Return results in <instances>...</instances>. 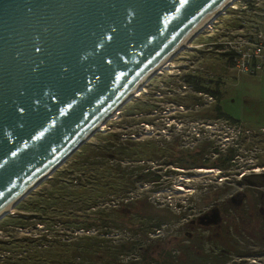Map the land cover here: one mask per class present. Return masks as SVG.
<instances>
[{
	"label": "rangeland",
	"instance_id": "rangeland-1",
	"mask_svg": "<svg viewBox=\"0 0 264 264\" xmlns=\"http://www.w3.org/2000/svg\"><path fill=\"white\" fill-rule=\"evenodd\" d=\"M210 25L184 43L171 56L169 68L152 75L138 96L123 103L118 111L107 118L101 131L95 132L83 143L101 145L108 149L106 145L111 146L112 143L109 139L120 134L121 141L130 151V142L135 143L133 149L139 152L138 156H142L144 161H122L119 166L122 171L119 173L114 170L116 160L103 159L105 166L99 168L98 174L88 182L85 180L87 174L85 177L82 174L86 173L83 171L85 169L80 172L70 166L72 160L78 157L75 151L58 168H68L67 171L55 175L57 169L48 175L4 216L9 224L0 227V242L12 241V244L0 243V264H40L37 257L51 258L59 254L68 259L75 249L73 245L77 238L83 235H99L109 246L129 245V258L136 264H160L166 253L164 251L172 253L175 264H181L184 252H188L187 248L196 243L200 248L199 259L203 261L202 264L206 261V264H213L218 260V256L212 258L214 252L222 253L221 247L214 244L216 240L212 237L216 230L229 234L239 253L250 251L249 255L226 254L222 256L224 260H219L220 263L264 264V233L258 234L259 239L237 236L230 225L223 222L217 229H211L212 234L209 236L207 228L198 226V220L205 212L224 201L227 203L235 193L251 190L262 193L264 199V171L254 172L256 168H264V0H233ZM226 53L231 55L226 58ZM228 59L234 64L229 65ZM188 77L194 78L199 85L196 82L188 83ZM217 83L220 85L218 91L223 111L236 119V124L231 123V119L227 121L226 117L217 119L211 116L210 113L219 114L214 110L217 96L196 89L199 86L215 90ZM206 141L212 143L208 148L210 162L218 156L214 150L230 148L231 153L236 155L234 166L227 171L211 165L182 170L169 164L175 157L178 158L176 152L192 150ZM154 148L158 149L155 153L161 155L158 159H153ZM128 165H148L149 171L161 175V178L156 184L133 182L129 185L132 188L130 195L124 198L122 195H110L113 194L112 186L123 187L126 184L121 177L126 175ZM205 170L213 172L207 174L203 172ZM79 176L81 178L77 180ZM51 178L59 184L36 192L35 201L39 202L37 207L47 208L42 210L43 213L49 215V218L56 217V220L53 218L35 228L43 231L45 226L46 230L58 231L57 238L60 241L57 242L68 246L54 247L43 252L40 246L32 247L31 251L37 249L39 252L34 259L28 260V249L17 248L20 245L17 240L30 235L34 226L15 229L10 219L19 211L20 203L44 182H50ZM133 180H136L135 177L131 182ZM179 186L183 191L178 190ZM123 189L127 190L125 187ZM74 197L98 202L92 210L106 212L125 211L127 207L124 206V199L148 197L150 203L160 210H167L171 216L159 230L148 235L133 231L138 226L137 215L134 221L136 227L116 228L108 224L102 230L76 229L66 225V218L62 216V213L70 211L68 205L71 202L68 203V199L74 200ZM27 206L30 208L33 205ZM76 209L74 206L73 212ZM130 210L135 212L133 208ZM21 212L38 211L30 209ZM125 218L127 216H122L121 220ZM232 220L234 224L240 223L236 217H232ZM191 227L193 234H187ZM146 251L150 256L147 259L144 256ZM127 258H122L120 264H124ZM186 262L189 264L190 260L186 259Z\"/></svg>",
	"mask_w": 264,
	"mask_h": 264
},
{
	"label": "water",
	"instance_id": "water-1",
	"mask_svg": "<svg viewBox=\"0 0 264 264\" xmlns=\"http://www.w3.org/2000/svg\"><path fill=\"white\" fill-rule=\"evenodd\" d=\"M228 1L0 0V219Z\"/></svg>",
	"mask_w": 264,
	"mask_h": 264
},
{
	"label": "trees",
	"instance_id": "trees-1",
	"mask_svg": "<svg viewBox=\"0 0 264 264\" xmlns=\"http://www.w3.org/2000/svg\"><path fill=\"white\" fill-rule=\"evenodd\" d=\"M234 54V53H233ZM236 54V53H235ZM231 54L226 53L225 57L228 58ZM237 56H235L236 58ZM239 58V57H238ZM230 59H228L227 63L229 65H233L234 63L229 62ZM234 62V61H233ZM188 83L194 84L195 82L198 84V81H195L194 78L188 77L186 80ZM199 85V84H198ZM219 83L216 84V89H205L204 87H196L199 91L211 94L212 96H217V104L215 106V111L219 114L215 115L214 113H210L211 116L217 119L226 117L227 121L234 122L235 124L238 123V121L228 114H226L223 111V108L220 104V91L219 89ZM222 99V98H221ZM220 114H222L220 116ZM231 119V120H230ZM121 135L117 134L115 137L109 139L111 146H108V149L101 145H95V144H83L80 146V148L77 150L76 160L73 159L70 163V166L77 171H86L83 172V176L87 174L88 177L85 178L86 181H91L93 176L97 175L99 172V168H102L105 166V163H103V159L106 160H116V166L114 167V170L116 172H121L122 169H119L120 163L122 161L127 160L128 162L134 161L137 163H141L143 160L142 156H138L139 152L134 150L135 147L134 142H130V149L128 147H125L123 141L120 139ZM210 141L203 142L201 146L196 147L192 150H186L183 152L182 150L177 153L178 158H174V160H171L169 164H171L173 167H177L182 170H193V169H199V168H205L207 165H211L214 167H218L220 169H223L227 171L230 169V167L234 166L235 164V157L236 155L234 153H231L230 148L224 149V151L221 150H214V153L218 155L215 157L213 162H210V157L208 156V148L211 146ZM124 146V147H123ZM153 159H158L161 157V155H158L155 153L158 149H153ZM124 154V156H122ZM207 156V157H206ZM164 158V157H163ZM119 163V164H118ZM130 164V163H129ZM129 167H126L127 171L126 175H123L121 178L125 180V183L123 187L127 188V190L123 189L121 186L114 187L112 186L113 194L110 195H122L124 198L125 196H129L131 193V189L129 188V185L134 184L136 182L146 183L151 182L153 184H156L161 178V175H158L156 173H152V171H149L150 167L148 165H136L137 167H134L132 165H128ZM68 169V168H67ZM64 169H58L56 171L57 175L58 173L62 171H67ZM89 170L90 172H87ZM148 170V171H147ZM171 172V171H170ZM136 173V174H135ZM94 174V175H93ZM174 174V173H173ZM152 177H150V176ZM82 176V175H81ZM81 176L77 178V180H80ZM135 177L136 180H133L131 182V179ZM129 182V184H127ZM134 182V183H133ZM55 184H59V182L55 179L53 181V178L50 179V182H44L40 187L37 188L36 191L28 195L21 203H20V209L19 211L15 212L10 220H12V225L15 229L21 228L26 229L29 226H34V229L30 235H25L22 238L18 239L17 241L20 243V245L17 248H22L24 250H27V256L26 258L28 260L34 259L36 254L39 252L37 249L31 251L32 247L40 246L41 251L45 250H52L54 247H67L68 244L65 243H58L59 240L57 237H59V232L56 230H46L44 229L45 226H43V231L41 229L35 228L38 224H44V222H48L56 217H51L43 213L42 210H47V208L39 206H36L39 202L35 201L36 198V192H38L41 189H46L47 187L54 188ZM74 200L68 199V203L71 202L69 206L70 211L67 213H62V216L65 219L64 223L68 226L78 228V229H93L97 228L99 230H102L104 227H107L108 224L113 225V227L120 228V227H130L135 226V216L137 215L139 218V225L135 230H133L135 233H143L145 235H148L149 233H155L157 230L161 228V226L166 223L167 219L170 218L171 214L167 210H160L156 207V205H153L149 202L148 197H143L142 199L136 198L135 200H129L124 199L123 202L126 200V203L124 204L125 208L127 209L125 211H113V212H106V211H97L92 210L95 209V206L98 202L94 201H88L87 198H80V197H74ZM38 200V199H36ZM28 204H32V207H28ZM41 205V204H40ZM76 206L77 209L73 212L72 208ZM123 206V204H122ZM121 206V207H122ZM129 207V208H128ZM80 208V209H79ZM130 208L135 211L131 212ZM35 209L33 213H24L21 212L23 210H30ZM39 209V210H38ZM121 210V208H120ZM54 212V211H53ZM56 213V212H55ZM54 213V214H55ZM122 214V215H121ZM112 216V217H111ZM122 216H127V218L121 220ZM10 217V216H9ZM4 220V221H3ZM62 220V218L60 219ZM58 222H61V221ZM43 222V223H42ZM62 223V222H61ZM9 224L7 222V218L0 219V227H3L4 225ZM46 230V231H45ZM109 233H107L108 235ZM77 242L73 245L75 249L71 254V257L66 259L62 254H59L58 256H52L51 258H41L37 257V262H41L40 264H120L122 261V258H126L130 256V249L131 247L129 245H122L119 244L117 246L107 245L104 243L103 239L99 237V235H83L80 236V238H77ZM16 240V239H15ZM60 241V240H59ZM1 244H12V241H4L0 242ZM163 259L160 264H175V261L172 260V253L170 251H164ZM185 255V254H184ZM183 255V256H184ZM145 259L149 258V252L146 251ZM187 255H185L186 257ZM7 258H11L8 256ZM126 260V262L123 261L124 264H136L135 261L131 258L129 260ZM191 255L188 254V261L190 260ZM13 259V258H12ZM149 260V259H148ZM147 260V261H148ZM9 260L7 259V262ZM149 262V261H148ZM34 264V263H33ZM39 264V263H36ZM151 264V263H149Z\"/></svg>",
	"mask_w": 264,
	"mask_h": 264
},
{
	"label": "flooded vegetation",
	"instance_id": "flooded-vegetation-1",
	"mask_svg": "<svg viewBox=\"0 0 264 264\" xmlns=\"http://www.w3.org/2000/svg\"><path fill=\"white\" fill-rule=\"evenodd\" d=\"M225 202L226 201H224L223 203H220L216 207H212V209H209L208 212H205L204 215L198 220V226L207 228L209 236L212 234L210 230L213 228L217 229L219 225L220 226L223 225L222 224L223 222L228 223L230 225V229L232 228L233 232H235L237 236L241 235L242 237L244 236L245 238L251 237V238L257 239L258 234L264 233V199H263L262 193H259V192L254 193L251 190H245L242 192L240 191L238 193L233 194L227 203ZM232 217H236L240 223L234 224ZM137 221L139 222V218L137 219ZM193 232H194L193 227H191L188 230L187 234H193ZM212 237L216 240V243L214 244L221 247L220 251H222V253H219L216 251L214 252V254L212 255V258H215L218 256L217 257L218 260L217 262H214L213 264H225L226 262L220 263L219 260L222 258V256L224 257V255L226 254L228 255L237 254V256L250 254V251L249 252L240 251L239 253V251L235 248L236 243H234L233 240L230 239L229 234L226 235L224 233H219V231L216 230L213 233ZM187 249H188V252H184V254L191 255L189 264H202L203 263V261L199 259L200 248L196 246V243H194L192 247L189 246ZM185 255L181 259V262H182L181 264H185L184 263L186 261ZM208 256H211V255H208ZM222 259L224 260L225 258H222ZM239 259L242 260V257H240ZM246 259H249V258H246ZM186 264L188 263L186 262ZM242 264H250V263L245 262Z\"/></svg>",
	"mask_w": 264,
	"mask_h": 264
},
{
	"label": "bare ground",
	"instance_id": "bare-ground-1",
	"mask_svg": "<svg viewBox=\"0 0 264 264\" xmlns=\"http://www.w3.org/2000/svg\"><path fill=\"white\" fill-rule=\"evenodd\" d=\"M231 2L233 3V0H230V1H228L227 3L228 4H226L225 6H222V8L221 9H219L218 11H216L215 12V15L213 14L202 26L203 27H210L211 25H210V23L211 22H213L214 21V19L219 15V13H221L226 7H228L230 4H231ZM205 27V28H206ZM181 48V47H180ZM180 48H178V49H180ZM177 49V50H178ZM176 50V51H177ZM175 51V52H176ZM174 52V53H175ZM174 53H172V55L174 54ZM171 55V56H172ZM171 56L165 61V62H163L162 64H161V66H159V68H157L155 71H154V73H153V75L154 74H157L158 72H160V70L162 69H166V67H170L169 65H170V58H171ZM169 63V64H168ZM147 81V80H146ZM146 81H144L143 83H141V85H140V87L138 88V89H136L134 92H133V94H132V96H131V98L133 97V96H138V93L140 92V90H142L143 89V86H144V83L146 82ZM121 106V105H120ZM120 106H118L114 111H113V113H115L118 109H119V107ZM111 116V115H110ZM109 116V117H110ZM107 119V118H106ZM104 120L101 124H100V127H98L99 129L101 128V126H103L104 124H105V122L107 121V120ZM202 171V170H201ZM260 171H264V168H256V169H254V172L255 173H259ZM203 172H205V173H207V174H209V173H212L213 172V170H205V171H203ZM178 190L179 191H183V188L182 187H178Z\"/></svg>",
	"mask_w": 264,
	"mask_h": 264
}]
</instances>
